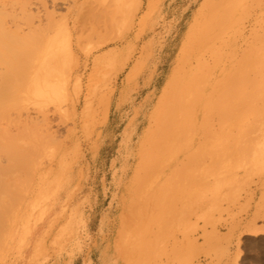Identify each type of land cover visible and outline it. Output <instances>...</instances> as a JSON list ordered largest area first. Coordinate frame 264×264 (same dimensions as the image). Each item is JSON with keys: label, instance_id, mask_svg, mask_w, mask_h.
Masks as SVG:
<instances>
[{"label": "bare ground", "instance_id": "bare-ground-1", "mask_svg": "<svg viewBox=\"0 0 264 264\" xmlns=\"http://www.w3.org/2000/svg\"><path fill=\"white\" fill-rule=\"evenodd\" d=\"M80 1L18 0L21 18L17 22L11 8L15 0H0V103L8 105H2L6 110L1 112L0 104V250L10 241L17 214L31 190L35 194L23 219V235L33 213L35 225L46 213L45 204L54 201L64 184L71 151L59 154L65 148L60 129L70 123L65 139L72 143L77 121L82 130L101 128L124 70L118 69L112 82L102 78L94 87L83 86L73 53L74 35L101 25L111 32L109 43L102 46L119 45L142 8L141 0H100L102 6L89 8L90 21L80 14L86 0ZM180 3L174 0L160 11L173 13ZM262 16L264 0H202L184 25L138 134L129 186L122 191L118 214V230L124 238L153 185L168 180L177 191L204 181L209 118L237 117L240 112L236 141L244 149L250 144L251 172H263L264 111L258 105L256 76L257 27ZM95 22L100 24L94 27ZM135 75L130 73L128 81ZM50 107L55 119L49 118ZM56 153V179L51 178L49 165L46 178L39 175L36 181L38 170ZM121 167L125 169L126 162ZM65 228L59 229L58 239L68 234Z\"/></svg>", "mask_w": 264, "mask_h": 264}, {"label": "rangeland", "instance_id": "rangeland-1", "mask_svg": "<svg viewBox=\"0 0 264 264\" xmlns=\"http://www.w3.org/2000/svg\"><path fill=\"white\" fill-rule=\"evenodd\" d=\"M17 1L11 8L19 22ZM173 1L141 0L142 8L119 45L102 46L109 43L111 32L97 27V22L95 29L74 35L73 53L83 86L94 87L102 78L112 82L115 72L124 70L101 128L82 130L77 121L72 143L65 139L70 123L60 129L65 148L58 152L71 151L64 184L54 201L45 204L46 213L35 225L33 213L23 235V219L35 194L31 190L10 241L0 250V264H264V170L251 172L250 144L244 149L236 141L240 112L237 117L227 114L206 120L203 182L196 180L175 191L172 182L159 181L151 187L139 218L128 223L125 238L118 230L122 191L129 186L138 134L160 88V74L177 51L184 25L202 2L181 0L173 13L160 11ZM91 5L102 6L100 0L84 2L80 14L89 21ZM61 8L58 13L63 15ZM258 21L257 98L264 111V16ZM107 52L110 55L100 59ZM133 72L136 75L128 81ZM0 104L1 112L6 110L8 105ZM49 115L55 119L51 107ZM59 154L38 170L36 181L39 175L46 178L49 165L51 178L56 179ZM61 227L68 234L58 239Z\"/></svg>", "mask_w": 264, "mask_h": 264}]
</instances>
